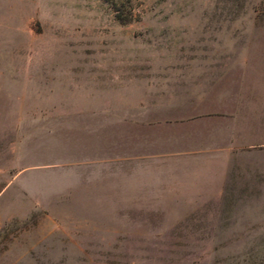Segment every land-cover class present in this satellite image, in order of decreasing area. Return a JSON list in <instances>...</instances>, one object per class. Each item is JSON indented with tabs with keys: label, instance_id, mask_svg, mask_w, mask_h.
I'll return each mask as SVG.
<instances>
[{
	"label": "rangeland",
	"instance_id": "1",
	"mask_svg": "<svg viewBox=\"0 0 264 264\" xmlns=\"http://www.w3.org/2000/svg\"><path fill=\"white\" fill-rule=\"evenodd\" d=\"M210 85L264 118V0H0V264H264V136L196 203L126 120Z\"/></svg>",
	"mask_w": 264,
	"mask_h": 264
},
{
	"label": "crops",
	"instance_id": "2",
	"mask_svg": "<svg viewBox=\"0 0 264 264\" xmlns=\"http://www.w3.org/2000/svg\"><path fill=\"white\" fill-rule=\"evenodd\" d=\"M233 93L229 87L214 85L182 92L181 95L169 92L164 101L171 102L170 107L174 109H178L177 103H181L180 110L164 116H155L150 110L134 111L133 116L126 119L134 120L135 125L144 124L142 136L148 139L150 146L155 136L163 141L161 151H149L144 156L163 159L166 173L171 174L169 180L181 184L169 187L180 189L182 198L202 199L187 203H213L206 199L227 195V174L238 130L244 135L255 132L258 140L264 136V130L259 127L251 130L238 127L246 124L244 120L264 118L260 114L253 117L245 108L237 107ZM147 100L151 102L148 97L143 98V103ZM140 102L134 100V108H141ZM3 188L4 180L0 175V195Z\"/></svg>",
	"mask_w": 264,
	"mask_h": 264
}]
</instances>
